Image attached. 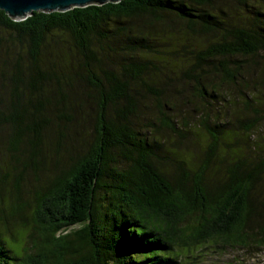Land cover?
Instances as JSON below:
<instances>
[{
    "label": "trees",
    "instance_id": "1",
    "mask_svg": "<svg viewBox=\"0 0 264 264\" xmlns=\"http://www.w3.org/2000/svg\"><path fill=\"white\" fill-rule=\"evenodd\" d=\"M77 87L96 135L69 144ZM263 246L264 0L0 10V264Z\"/></svg>",
    "mask_w": 264,
    "mask_h": 264
},
{
    "label": "rangeland",
    "instance_id": "2",
    "mask_svg": "<svg viewBox=\"0 0 264 264\" xmlns=\"http://www.w3.org/2000/svg\"><path fill=\"white\" fill-rule=\"evenodd\" d=\"M81 86L82 85H77ZM76 87V86H75ZM70 99L75 102H78V99L81 101L82 109L78 105L76 109H73L72 112H76L75 120L76 122L72 123L69 127V134L66 140L68 143L75 142V138L79 141L84 137V139H92L95 137V125L93 118L89 116V111L91 107L93 108V104L90 103V100L85 97V93L82 88L77 87L74 92L70 95ZM82 117V118H81ZM74 132V133H73ZM5 133V130L2 134ZM62 158L65 160L69 153L65 152V148L61 152ZM55 162V155L52 156L49 162V170L53 168V164ZM46 171L44 170V173ZM22 238L24 236L22 235ZM200 254L195 257L191 264H233L238 262L237 264H264V246L261 248H253V247H234L227 248L223 252L220 250H216L215 253L202 250L196 252ZM33 257V259H35ZM236 264V263H235Z\"/></svg>",
    "mask_w": 264,
    "mask_h": 264
},
{
    "label": "water",
    "instance_id": "3",
    "mask_svg": "<svg viewBox=\"0 0 264 264\" xmlns=\"http://www.w3.org/2000/svg\"><path fill=\"white\" fill-rule=\"evenodd\" d=\"M119 0H0V10H3L14 21L23 20L36 11L53 12L66 11L74 7L87 5H102Z\"/></svg>",
    "mask_w": 264,
    "mask_h": 264
}]
</instances>
